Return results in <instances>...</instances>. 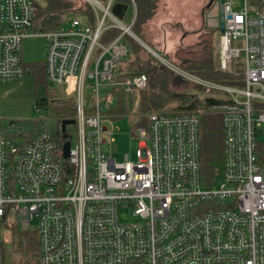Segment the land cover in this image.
Segmentation results:
<instances>
[{"label":"built area","instance_id":"built-area-1","mask_svg":"<svg viewBox=\"0 0 264 264\" xmlns=\"http://www.w3.org/2000/svg\"><path fill=\"white\" fill-rule=\"evenodd\" d=\"M79 1L89 17L71 14L41 31L38 0H0V83L26 73L22 40L44 38L46 82L74 103L75 130L63 160L55 122L5 128L0 116V232L35 231L39 264H264V166L256 155L264 125V0H222L218 71L232 73L236 62L243 82L235 87L196 78L148 48L133 33L134 21L123 23L129 7L136 16L134 0L120 3L127 5L122 20L112 13L116 0ZM113 30L116 38L101 44ZM127 37L172 77L224 102L206 108L222 115L212 178L202 177L199 163L201 109L144 114L134 131L137 163L112 158V135L102 125L119 117L102 112L118 102L115 90L148 85L143 73L118 77L127 68L122 61L133 58ZM126 211L132 218L122 221Z\"/></svg>","mask_w":264,"mask_h":264},{"label":"trees","instance_id":"trees-1","mask_svg":"<svg viewBox=\"0 0 264 264\" xmlns=\"http://www.w3.org/2000/svg\"><path fill=\"white\" fill-rule=\"evenodd\" d=\"M129 0H116L117 3H127ZM136 4L137 13L132 25V28L138 24V28L133 33L151 50L155 53L162 54L175 64L180 70L204 80L206 82L224 85L228 87L241 86L243 82V75L241 73H223L218 71V53L217 42L219 35L215 36V30L206 25L205 17L201 15V27L194 32L184 34L183 37H192L194 42L186 46H175L173 50L168 49L166 40L167 36L165 30L168 27H179L183 30L182 25L177 23L165 24L162 27L164 36L163 43L159 44L155 41L150 45L141 37L143 34V26L150 23L156 18L161 0H134ZM208 2V1H207ZM36 23L35 25L41 31H49L60 25L68 15L76 14L78 16L85 15L89 17L90 10L83 5L79 0H38L36 3ZM167 8V6L165 7ZM205 10V6L201 7ZM204 12V13H205ZM166 22V21H165ZM108 39H114L118 32L108 31ZM107 41L106 37L103 38ZM133 58L128 61L127 68L122 70L123 75L119 74V78H128L145 74L148 78L147 88L142 91L143 97L147 102V106L152 107L155 113H163L167 110L168 105L176 103L174 109L170 110L177 113L197 112L200 109L198 138L200 139V158L199 163L201 167V175L204 179L212 178L215 173H218L221 161L222 152V115L210 113L206 111L207 106L212 104H224L222 100H216L206 95L199 97L194 94H187L183 92H174L173 86L174 78L171 73L162 69L155 58L142 46L133 43ZM160 45V47H158ZM43 61L40 66L36 67V71L40 74V81L47 83L44 74ZM25 68V67H24ZM37 109L43 108L52 122L56 125V135L58 137L59 145H63L66 140L62 138L61 122L74 119V103L71 101H57L48 103L45 100H39ZM168 111V112H170ZM150 113L145 110L136 114L141 119L133 118L131 120V127L134 131L136 127L145 124L144 114ZM117 120L119 118H116ZM73 126L66 127V134L68 139L74 133ZM259 134H264V125L256 132V155L258 162L264 166V141H258ZM63 162V161H62ZM66 165V162H63ZM6 243L0 240V261L3 256L9 254L15 261L20 260V264H39V250L35 231L20 232L11 234V250L8 251L3 245ZM7 245V244H6Z\"/></svg>","mask_w":264,"mask_h":264},{"label":"rangeland","instance_id":"rangeland-1","mask_svg":"<svg viewBox=\"0 0 264 264\" xmlns=\"http://www.w3.org/2000/svg\"><path fill=\"white\" fill-rule=\"evenodd\" d=\"M161 1V4H164V1H168L169 5L166 4L167 8H165L166 5L162 6L160 4L156 18L143 26V34L141 37L150 45L154 41L162 44L164 39L162 27L164 28L165 24H181L183 30L179 27L172 28L171 26L169 28L167 27L165 30V34L167 36L166 43H168L167 47L168 49L173 50L175 46L180 45L184 34L194 32L196 29L198 30L201 27V7L205 6L208 0ZM234 1H236V3L239 2V0ZM220 12V1L216 0L210 6V9H207L206 12L203 13L206 25H210V27L215 30L216 37L218 35L220 36ZM134 17H136L135 12L131 7H129L123 19V23L126 24V26L130 25L134 21ZM137 28L138 24L132 28V31H136ZM108 35L109 32L105 33L104 36L106 39ZM186 39L187 38H185L184 42H186ZM125 40L133 53L134 41H132L129 37L125 38ZM193 42L194 39L192 37L187 39L188 44H192ZM100 43L106 45L108 44V41L102 39ZM158 47H160V45ZM45 55L46 42L44 38L29 36V38L22 40L21 58L26 73L19 78L17 77L5 83H0V116L3 119L2 127H9L12 123V128H22L24 126H29V124L37 121L39 118H42L45 125H49L52 118H49V115H47V112L43 108L37 111L36 103L39 100H45L47 104L51 102L69 100L66 98V95L61 87L40 81V74L35 68L40 66L45 58ZM128 61L129 59L126 58L122 61V64H120L119 67H122L123 64H127ZM232 68L234 69H232L234 72L240 73V71H235L240 69L236 62L232 64ZM173 78L174 83L172 85H174V92L185 91L187 94H194L199 97L204 96V92L196 88L194 83L186 80L184 82V80L178 79L174 76ZM100 89L103 91L105 88L101 87ZM113 97L115 99L117 98L118 102H113L110 108H107L102 112L104 117L116 115L119 117L118 120H107L102 125L103 128L107 129L112 135L113 142L109 146V152L117 163H123L126 156H129L128 160L131 163H137L136 153L140 149V141L133 134L131 117L136 116V114L145 110L151 112L154 111V109L147 106V102L145 101L142 92H133L129 94L115 90V92H113ZM176 105V103H171L168 105L167 110L170 111L174 109ZM170 112L172 113V111ZM258 141H264V134H259ZM120 218L122 221L131 220V212H121ZM11 231L13 234L19 233L16 226L13 227ZM12 232H0V240H3L7 244L3 246L8 251L11 250L10 242ZM11 258L12 257L9 254L4 255L0 264L21 263L20 260L15 261Z\"/></svg>","mask_w":264,"mask_h":264},{"label":"water","instance_id":"water-1","mask_svg":"<svg viewBox=\"0 0 264 264\" xmlns=\"http://www.w3.org/2000/svg\"><path fill=\"white\" fill-rule=\"evenodd\" d=\"M215 0H209V3L206 5V9H210V6L212 5V3ZM222 3V0L220 1V4ZM127 10V5L126 4H120V3H116L113 8H112V13L113 15H115L119 20L123 19L124 13ZM202 15L203 12H202ZM221 19H220V33L223 32V21H222V14H221ZM74 125V121L73 120H66V121H62L61 122V133H62V138L64 140H66V142L62 145V159L66 160L69 157V149H70V142L68 139V136L66 134V127L67 126H73Z\"/></svg>","mask_w":264,"mask_h":264},{"label":"crops","instance_id":"crops-1","mask_svg":"<svg viewBox=\"0 0 264 264\" xmlns=\"http://www.w3.org/2000/svg\"><path fill=\"white\" fill-rule=\"evenodd\" d=\"M164 1V0H163ZM166 4H168L169 5V2L167 1H164V4H161L162 6H165ZM167 6V5H166ZM203 10V9H202ZM202 12L203 11H201V15H202ZM202 17H203V15H202ZM204 18V17H203ZM168 20V19H167ZM209 27H210V25H208ZM188 38H190V37H187V39ZM187 39H186V42H184V40H185V38L182 36V42L180 43V46H186V45H189L188 43H187Z\"/></svg>","mask_w":264,"mask_h":264},{"label":"flooded vegetation","instance_id":"flooded-vegetation-1","mask_svg":"<svg viewBox=\"0 0 264 264\" xmlns=\"http://www.w3.org/2000/svg\"><path fill=\"white\" fill-rule=\"evenodd\" d=\"M215 1H216V0H215ZM215 1H214V2H215ZM219 1H221V0H219ZM214 2H213V3H214ZM208 3H209V0H208V2L206 3V5H207ZM213 3H212V4H213ZM206 5H205V7H206ZM202 11H203V13L205 12L204 9H203ZM220 16H221V12H220ZM220 19H221V17H220ZM219 24H220V23H219Z\"/></svg>","mask_w":264,"mask_h":264}]
</instances>
